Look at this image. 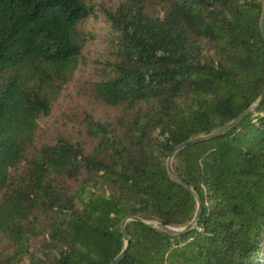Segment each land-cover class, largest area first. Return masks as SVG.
Returning a JSON list of instances; mask_svg holds the SVG:
<instances>
[{"label": "trees", "instance_id": "obj_1", "mask_svg": "<svg viewBox=\"0 0 264 264\" xmlns=\"http://www.w3.org/2000/svg\"><path fill=\"white\" fill-rule=\"evenodd\" d=\"M264 0H120L111 57L84 82L119 108L91 148L37 140L82 62L92 0H0V264H264ZM264 21V16H263ZM198 201H197V198Z\"/></svg>", "mask_w": 264, "mask_h": 264}, {"label": "rangeland", "instance_id": "obj_2", "mask_svg": "<svg viewBox=\"0 0 264 264\" xmlns=\"http://www.w3.org/2000/svg\"><path fill=\"white\" fill-rule=\"evenodd\" d=\"M92 1L97 8V15L87 17L80 23V28L87 36L82 62L63 84L49 113L38 119L36 138L41 142H53L58 137H67L89 150L91 139L86 130L88 119L111 120L119 112L118 107L94 100L84 89V82L96 79L103 62L111 57L108 45L110 27L102 9H113L120 0Z\"/></svg>", "mask_w": 264, "mask_h": 264}, {"label": "water", "instance_id": "obj_3", "mask_svg": "<svg viewBox=\"0 0 264 264\" xmlns=\"http://www.w3.org/2000/svg\"><path fill=\"white\" fill-rule=\"evenodd\" d=\"M263 16H264V3H263V12H262V17H261V22H260L261 32H262V35L264 36ZM263 97H264V89L262 90L261 94L259 95L258 99L255 102H253L251 105H249L243 112H241L239 115H237L235 118H233L229 122L223 124L222 126H220L219 128L213 130L210 133L203 134V135H198V136H194V137L185 139L184 141H182V142L178 143L177 145H175L174 149L170 152V154L168 155L167 160H166V166H167L168 172L170 174H172L173 176H175L176 179L178 181H180L182 184H184L185 186H187L188 188L191 189V187L189 185H187L183 181V179L173 170V168L171 166V158H172L173 154L175 153V151H177V150H179V149H181V148H183V147H185V146H187L189 144L195 143V142H197L199 140L207 139V138L213 137V136L221 133L225 129H227L230 126L234 125L245 113H247L249 110H251ZM195 196H196V194H195ZM196 198H197V196H196ZM197 201H198V198H197ZM198 213H199V203H198V208H197L195 217L183 227H174V226L163 224V223H160V222H157V221L147 222V221L143 220L142 218H140L137 215H128V216L124 217L121 220V224H120L124 245H123L122 249L120 250V252L113 258V260L109 264H117L118 261L122 258L123 254H124V252L126 250L127 243H128V240H129L127 231L125 229V223H126L127 220H129V219L141 220V221H145V222L149 223L150 225L156 226V227H158V228H160L162 230H165V231H168V232H173V233H179L184 228H188L195 221Z\"/></svg>", "mask_w": 264, "mask_h": 264}]
</instances>
